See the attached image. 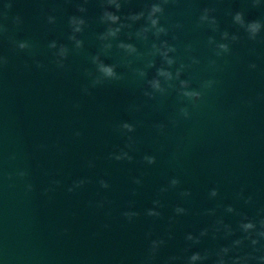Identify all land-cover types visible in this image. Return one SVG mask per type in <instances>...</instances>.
I'll return each instance as SVG.
<instances>
[{"label":"water","instance_id":"1","mask_svg":"<svg viewBox=\"0 0 264 264\" xmlns=\"http://www.w3.org/2000/svg\"><path fill=\"white\" fill-rule=\"evenodd\" d=\"M119 2L116 11L102 0H0V12L11 3L7 19H0L7 28L0 34V57L7 61L0 65V264H188L194 253L208 254L195 264H216L224 247L230 249L225 264L236 256L264 264L258 259L264 256V239L233 247L244 236L243 217L254 222L264 217V28L250 40L233 16L240 12L245 22L264 24V0L256 6L252 0H169L159 20L168 34L157 39L150 31L147 40L135 35L145 19L126 17L146 14L155 0ZM204 9L211 10L216 30L200 23ZM104 10L120 17L112 27H131L99 40L108 27L100 20ZM17 16L19 24L13 23ZM49 16L54 23H48ZM72 16L85 21L76 34L80 49L68 39ZM223 32L238 39L221 40ZM161 40L176 48L169 54L176 61L170 70L188 66L180 79L201 92L199 99L178 96L177 80L163 95H144L151 91L146 81L162 64L158 55H149L151 45ZM21 41L30 47L20 50ZM52 41L56 49L48 47ZM121 42L138 54L119 49ZM103 43L111 49L103 51ZM216 43H227L230 52L217 57ZM60 45L68 49L63 67L54 55ZM97 55L123 78L93 87ZM150 60L155 64L148 68ZM207 80L214 81L212 87H202ZM181 108L188 110L187 118ZM123 122L134 131L122 133ZM129 136L132 147L126 148ZM121 149L131 162L109 158ZM145 155L154 156L155 163L144 162ZM172 178L180 182L175 188L169 187ZM80 180L85 183L74 187ZM100 180L109 187L102 188ZM212 189L216 197L209 196ZM183 191L190 195L181 196ZM177 206L185 213L175 214ZM148 209L160 215L148 216ZM126 211L138 215L129 221ZM203 230L206 235L200 236ZM189 234L199 242L187 240ZM153 240L164 243L149 258Z\"/></svg>","mask_w":264,"mask_h":264},{"label":"clouds","instance_id":"2","mask_svg":"<svg viewBox=\"0 0 264 264\" xmlns=\"http://www.w3.org/2000/svg\"><path fill=\"white\" fill-rule=\"evenodd\" d=\"M252 2H253V6H256V5H258L259 0H252ZM167 3H169V0H155V2L151 3L149 5V7L147 8L146 14L144 11H141V12H138L135 14H130L128 17H126L127 20H130L133 22L138 21L141 18L145 19L146 26L141 27L135 33V35L138 38H140L142 40H147V34L150 31L152 32V35L154 37H156L157 39H159V37L161 35L166 36L168 34V30L159 24L160 16H162L164 13L163 5H165ZM104 4H106L108 6H114L116 11H119L121 8V3L119 2V0H102V6ZM10 8H11V3H6L4 5L5 11L0 12V19H7V9H10ZM77 10L79 12L86 11V9L83 7H79ZM210 11H211L210 9H204L203 14L199 17V21H200V23L208 22L210 25L213 26V30H216L215 29V26H216L215 18L213 17L210 19L209 15H208V13ZM100 20L102 23L106 22L108 24V27L106 28L105 32L99 36V40H101V41H107V40H109V38L114 39L118 36V34L120 33L122 28L131 27L130 24L126 25L123 23H119V26H117V27H112V25L118 24V22L120 21V17L118 15L114 14L113 12L108 11V10H104L102 12ZM54 21H55L54 17H52V16L48 17V23L51 24V23H54ZM233 21H234V23H236L237 25H239L241 28H243L245 30V32L248 34V38L250 40H255L257 35L260 33L261 29L264 28V24H262L260 21L245 22V20L243 19V15L240 12H237L234 14ZM13 23L19 24L20 18L18 16L14 17ZM84 24H85V21L82 18H78L76 16H72L69 18V26L72 30V35H70L68 37V39L70 41H73L75 49H80L83 47V42L76 38V34L80 33L83 30L82 26ZM176 27H180V25H176ZM6 31H7V28L3 24H0V34L6 32ZM229 39L234 42L238 39V37L236 35H232L231 37H229V34L227 32L221 33V40H229ZM208 43L213 44L214 43L213 38L210 37L208 40ZM17 47L20 50H24V49L29 48L30 45L28 44L27 41H21V42H17ZM48 47L50 49H56L57 44L55 41H52L49 43ZM111 47H112L111 43H103L102 44V50L103 51H107V50L111 49ZM117 47L119 49H122L125 53H127L129 55L137 53V49L130 43L121 42V43L117 44ZM215 48H216L215 55L217 57L228 54L230 52V48H229V45L227 43H216ZM151 49H152V51L149 53V55H151V56L158 55L162 61V64L160 67H158L156 69L155 76L146 81L147 88L150 89L151 91L146 90L144 92V95L149 97L150 99L153 98L154 94H156V93L163 95L167 91L168 88L173 87L171 82L173 80H177V81H179V87L177 89L178 96H180L182 98H186L188 100H192V101L199 99L201 96V92H199L197 90L190 89V82L187 80L180 79L182 72L188 66L181 63L175 69L174 72L170 70L172 68V66L176 63V61L169 54L175 53L176 48L174 46L168 44V42L166 40H161L159 42V44L153 43L151 45ZM67 54H68L67 47L64 45H60L58 50L54 53V55L59 58L56 61L58 67H63L62 62L64 59H66ZM6 62L7 61L3 57H0V65L5 64ZM191 62L193 64L199 63V61L196 60L195 58H192ZM92 63L96 65V71L99 73V75L92 81L93 87L102 83L104 80H119V79L123 78L121 75H118L117 72L115 71V65H105L99 59V55L92 57ZM215 63L216 62L214 60L210 61V65H212V66H214ZM154 64H155V62L150 60L147 63L146 67L151 68L154 66ZM37 66L39 67L41 65L38 64ZM250 67L255 68V65H250ZM137 71H138V75L140 77L143 78L146 76L145 71H143V70H137ZM88 75H91V73H88ZM213 84H214V81L207 80V81L203 82L202 87L210 88V87H212ZM165 85L167 87H165ZM85 91H87V89H85ZM179 111L183 117H185V118L188 117L189 113H188V110L186 108H181ZM155 127L157 129L162 130L164 125L158 124ZM118 128L122 133H124V132L131 133L134 131V126L127 123V122L121 123L118 126ZM76 135L79 136L80 133L77 132ZM128 140H129V143L125 147L131 148L132 147V143H131L132 137L129 136ZM109 158L114 159L116 161L127 160V161L131 162V160H132V156L129 155L128 151H125L124 149H121L118 153L110 154ZM143 161L146 162L147 164L151 165V164L155 163V157L145 155L143 157ZM19 175L24 176L25 173L20 172ZM133 182L137 185H139L141 183V181L139 179H135ZM56 183H58V182H56ZM84 183H85V181H83V180L76 181V182H74V187H80ZM99 183H100V186L102 188H108L109 187V185L104 180H100ZM179 183L180 182L178 179L172 178L169 181V187L175 188L176 186L179 185ZM28 187L30 190L31 185H29ZM167 190H168L167 188H161L160 191L165 192ZM68 191L69 192L73 191V188H69ZM180 195L186 197V196H189L190 193L187 191H183L180 193ZM209 196L210 197H216L217 196V190L212 189L209 192ZM250 200H251V197H248L245 200V203L250 202ZM159 203H160L159 200L153 201L154 206H159ZM226 210L230 213L233 212V208L231 206H229ZM185 211L186 210L184 208L179 207V206L175 207V209H174V213L177 215L184 214ZM123 215L129 221H131L133 217L138 215V213L126 211L123 213ZM146 215L158 217L160 215V213L155 211L154 209H148L146 211ZM219 223H221V222L217 221V224H219ZM224 228H225L226 233H228V234L231 233V230L227 225H225ZM239 228H240L241 232L244 233V236L242 239H237V240L233 241V247L240 246L244 240H248L252 246H255L258 243L259 239H264V217H261L258 221L254 222L245 216L242 218V220L239 224ZM218 230L219 229H217V231ZM206 232H207V230L201 231L200 236L206 235ZM186 239L189 241H193L194 243L199 242L198 238H194L191 234L187 235ZM163 243H164L163 240H159V241L153 240L151 242L149 258H151V256L154 255L158 246L160 244H163ZM229 251H230V249L228 247L221 248L216 253V255L219 257V259L216 261V264H225L224 256ZM207 258H208L207 253H205L203 256L199 253H194L188 258V264H195L196 261L205 260ZM249 258L250 257H247V256H245V257L236 256L232 259L231 264H247V261ZM171 259H176V257H172ZM258 259L260 261L264 262V256H261Z\"/></svg>","mask_w":264,"mask_h":264}]
</instances>
